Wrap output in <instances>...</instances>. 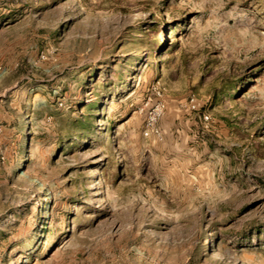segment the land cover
<instances>
[{"label": "rangeland", "instance_id": "374dc122", "mask_svg": "<svg viewBox=\"0 0 264 264\" xmlns=\"http://www.w3.org/2000/svg\"><path fill=\"white\" fill-rule=\"evenodd\" d=\"M0 68V264H264V0H0Z\"/></svg>", "mask_w": 264, "mask_h": 264}, {"label": "built area", "instance_id": "2783aa9c", "mask_svg": "<svg viewBox=\"0 0 264 264\" xmlns=\"http://www.w3.org/2000/svg\"><path fill=\"white\" fill-rule=\"evenodd\" d=\"M1 70V68H0ZM196 102L194 98L190 99V104ZM165 111V101L162 99L161 93H159V100L155 106L151 107V110L147 113L145 119L144 135L149 136H160L161 132L158 127L159 120ZM208 119V117H206Z\"/></svg>", "mask_w": 264, "mask_h": 264}]
</instances>
